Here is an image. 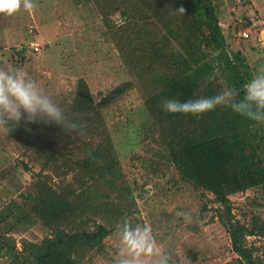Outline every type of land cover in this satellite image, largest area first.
Wrapping results in <instances>:
<instances>
[{
  "label": "rangeland",
  "instance_id": "rangeland-1",
  "mask_svg": "<svg viewBox=\"0 0 264 264\" xmlns=\"http://www.w3.org/2000/svg\"><path fill=\"white\" fill-rule=\"evenodd\" d=\"M211 1L217 9L226 49L230 53L239 52L253 76L264 65V0ZM36 4L31 11L21 7L12 15H0V66L22 68L65 112L80 78L87 82L94 102L116 87L131 83L122 97L101 111L104 123L122 160L138 149L139 133L152 142L144 146L143 160L148 161L145 167L139 166L134 171L139 184L145 181L144 187L127 192L123 182L117 181L115 189L105 198L110 206L106 218L99 214L91 215L89 220L83 218L85 230H93L100 224L111 232L99 249L75 255L77 264H112L119 246L117 224L126 217L133 225L150 224L158 245L177 264L235 263L239 255L232 248L227 220L221 219L223 206L215 201L212 192L180 178L178 169L168 159L162 135L146 112L145 98L157 83L158 62L153 70L137 62L133 68L125 53L127 43L134 38L133 30L140 27H116L126 22L120 11L109 15L108 24L113 22L116 26L108 27L93 0H36ZM158 23L159 27L149 28L156 36L168 35L166 30L172 27ZM125 29L132 33L129 37ZM243 31L248 33L246 39ZM201 49L207 54L205 59L217 54L202 43ZM27 133L23 124L8 135L0 132V264H23L22 253L29 252V245L51 236L50 229L30 211L32 204L27 198V194L35 191L34 184L41 177L38 174L48 176L47 185L59 191L75 179L74 172L68 169L78 156L76 142L83 136L65 132L62 127L48 135L47 142L52 141L54 149L74 154L63 155L56 163L65 160L66 165L58 169L52 163L42 166L44 159L36 158L35 146L25 144ZM162 147L166 148L164 154L159 151ZM126 166L124 163V183L129 181ZM101 185L108 190L104 182ZM74 186L78 187L76 182ZM229 199L233 203L232 221L249 227L256 215L258 222L264 224L262 187L248 188ZM115 205L116 212L111 209ZM181 210L192 213L191 223L175 216ZM245 241L246 247L254 248V257L264 261V236L247 234Z\"/></svg>",
  "mask_w": 264,
  "mask_h": 264
},
{
  "label": "trees",
  "instance_id": "trees-1",
  "mask_svg": "<svg viewBox=\"0 0 264 264\" xmlns=\"http://www.w3.org/2000/svg\"><path fill=\"white\" fill-rule=\"evenodd\" d=\"M93 2L104 15V23L108 27L116 26L107 22L115 11H120L126 21L116 27H140L133 30V40L126 41L125 53L133 68L137 62L153 70L158 62L157 83L145 98L146 112L157 133L162 135L168 159L178 169L180 178L212 192L215 201L223 206L221 219L226 218L232 248L239 255L235 263L227 264H264L261 258L254 257V248L245 244L247 234L264 236V224L258 222L256 215L249 227L237 220L232 221L233 203L229 199L230 195L251 187L264 189V124H256L222 106L199 116L168 114L160 107L164 99L183 102L213 96L226 87L240 89L252 77L243 56L226 49L215 4L211 0ZM180 7L185 9L184 15H173L172 11ZM158 22H162V27H172L166 30L168 35L156 36L149 28L159 27ZM124 31L129 33L127 37L132 34L129 29ZM201 43L217 54L205 59L207 54L201 49ZM213 72L215 79L207 82L205 77ZM130 88L131 83L126 82L99 102H94L87 82L78 79L66 111L68 116L87 124L86 134L79 138V143L76 142L78 156L68 169L74 172L75 179L72 184L60 187L59 191L47 185L48 176L38 174L43 179L38 178L34 193L27 194V198L32 204L30 211L50 229L51 236L40 243L30 244L29 252L22 253L23 264H77L75 255L80 256L84 250L99 249L111 232L100 224L93 230H85L82 228L83 218L89 220L95 214L105 217V212L110 209L105 198L115 189L117 181L123 182L122 187L127 192L144 187L145 181L139 184L134 171L139 166L145 167L148 161L143 160L144 146L152 142L139 133L138 149L122 160L101 112ZM28 127L31 131L27 133L25 144L35 146L33 152L37 159H44L43 167L52 163L60 169L66 165L65 160L62 164L56 163L61 157L74 156L70 151L62 154L54 149L52 141L47 142L48 135L59 131L61 126L33 124ZM165 149L162 147L159 151L164 154ZM89 152L102 163L90 161ZM124 163L127 164L128 183L123 180ZM75 182L78 187L74 186ZM101 182L107 185L108 190L102 187ZM111 209L118 211L117 205Z\"/></svg>",
  "mask_w": 264,
  "mask_h": 264
},
{
  "label": "clouds",
  "instance_id": "clouds-1",
  "mask_svg": "<svg viewBox=\"0 0 264 264\" xmlns=\"http://www.w3.org/2000/svg\"><path fill=\"white\" fill-rule=\"evenodd\" d=\"M23 7L26 11L37 7L36 0H0V15H12ZM185 9L172 11L173 15H184ZM6 63V61L4 62ZM188 75H191L189 73ZM215 79V73L205 77L207 82ZM226 107L235 114L243 116L256 124H264V65L257 68L255 74L242 85V88L226 87L221 92L199 99L183 102L175 99L162 100L160 107L168 114L199 116L213 111L217 107ZM23 124L30 132L29 125L44 124L61 126L65 132L86 134V122L70 117L22 68L0 66V132L8 135L14 128ZM90 161L102 163L92 152ZM177 218L185 223L193 221L189 211H177ZM119 246L112 264H177L169 253L158 245L150 224L136 223L129 218L117 224Z\"/></svg>",
  "mask_w": 264,
  "mask_h": 264
},
{
  "label": "built area",
  "instance_id": "built-area-1",
  "mask_svg": "<svg viewBox=\"0 0 264 264\" xmlns=\"http://www.w3.org/2000/svg\"><path fill=\"white\" fill-rule=\"evenodd\" d=\"M241 34H242L243 37H247L248 36V33L245 32V31H243Z\"/></svg>",
  "mask_w": 264,
  "mask_h": 264
}]
</instances>
